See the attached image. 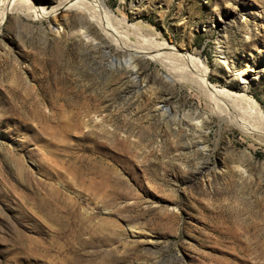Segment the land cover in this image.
Here are the masks:
<instances>
[{"label": "rangeland", "instance_id": "1", "mask_svg": "<svg viewBox=\"0 0 264 264\" xmlns=\"http://www.w3.org/2000/svg\"><path fill=\"white\" fill-rule=\"evenodd\" d=\"M106 2L128 31L198 51L217 92L239 90L219 41L234 69L264 65V0ZM2 24L0 264H264L255 120L170 87L152 60L132 75L117 64L129 52L120 36L83 42L71 12H8ZM248 94L264 115V71Z\"/></svg>", "mask_w": 264, "mask_h": 264}, {"label": "bare ground", "instance_id": "2", "mask_svg": "<svg viewBox=\"0 0 264 264\" xmlns=\"http://www.w3.org/2000/svg\"><path fill=\"white\" fill-rule=\"evenodd\" d=\"M40 2V0H3L2 10L0 11V27L3 25L2 23L8 12H16L32 19H44L49 17H52L53 19L54 16L60 12H71L72 15L78 17V19L83 23L81 25V29H78V34L82 38L83 42L91 43L94 40L92 39L91 34L97 36L100 39H106V33L109 30L116 34L115 38L117 39L114 41H117L118 37L120 36L119 41L121 45L129 49V52L126 51L128 52L127 57L122 61L118 60L117 64L121 65V67H123V69L127 72L134 75L136 74L137 70L136 64H138L139 61L142 63H147L148 60H152L165 69L166 73L163 74V77L165 82L171 84L170 87L174 83H179L181 85L189 84L200 95H202L204 100L211 107L213 105L215 108L219 106L220 110H230L231 112H234V114L241 116L245 115L248 120H255L257 123H255V129H257L258 135L260 134L264 140V115L260 110L255 98H252L248 94L249 86L252 84V81L256 79L257 73H263L264 65L260 67L255 65L254 61H251L252 64L257 67L253 77L244 72V70L238 71L237 69H234V66L228 59L226 49L222 46V42L219 41V44L216 46L218 63L224 66L226 69L229 68L232 70L237 79L236 87L239 90H219L217 88L219 90L217 92L215 90V86L210 82V78H208L206 62L201 58L198 51H194L189 54L181 51L175 46L158 42L155 36L150 31L143 29V27H133L132 31H128L126 29L128 27L127 22L123 18L120 19L114 15L112 10L109 9L106 0H58L50 8L41 6ZM244 12L248 13V10L244 9ZM258 17L261 18L262 16L258 14ZM260 23L261 21H259L257 25H260ZM51 29V32L54 35L59 34L57 27H53ZM131 37H135L134 42L130 41ZM225 37L226 36L223 35L222 41L225 40ZM251 66L252 65L249 67ZM249 69L250 70L248 71H253L251 68ZM132 78L135 79V77ZM154 109L156 111L160 110L161 114L160 112L159 114L161 117H163L165 112L167 113L169 111V105H165L163 107L161 105L155 104ZM213 111H215V109ZM222 116L223 115L220 114V118ZM196 117L198 116H194L192 119ZM235 122L237 121L235 120ZM248 122L245 121L246 124ZM201 123L202 120H196L194 122V126L196 128H200ZM247 125H249V123ZM250 126H253V124ZM252 128H254V126Z\"/></svg>", "mask_w": 264, "mask_h": 264}]
</instances>
